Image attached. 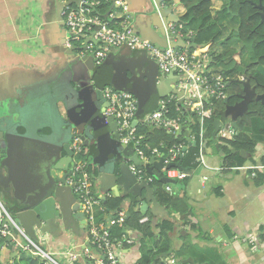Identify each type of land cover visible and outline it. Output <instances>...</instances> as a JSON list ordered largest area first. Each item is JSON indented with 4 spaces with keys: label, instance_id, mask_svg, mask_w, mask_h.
<instances>
[{
    "label": "water",
    "instance_id": "obj_1",
    "mask_svg": "<svg viewBox=\"0 0 264 264\" xmlns=\"http://www.w3.org/2000/svg\"><path fill=\"white\" fill-rule=\"evenodd\" d=\"M128 1L134 17L135 31L142 39L162 48L168 46L190 49L199 47L194 42V38L190 43L184 36L174 40L169 23H179L181 14L175 12L173 5L168 6L165 0L153 2V11L151 10L150 13L152 21L142 27L138 24L136 15L138 11H141L137 9L138 0ZM250 2L259 9L261 22L264 23L263 1L250 0ZM72 3L79 4V1L68 0L59 3L62 15L65 7ZM60 19L64 21L61 15ZM95 30L89 36L84 37L83 44L70 48L65 46L67 54L71 56L70 63L64 72L68 78L70 77L67 83L69 90L66 95H54L56 98L52 103V109L69 129L64 135L51 136V129L45 131L35 126L36 120L32 123L34 131L28 133L29 128L24 127L20 111L17 110V105L22 98L0 96V148L8 151L12 143H22L23 147L31 148L29 149L31 152L36 151L40 156L34 157L35 170L40 174L42 169H37V165L42 160L47 161L45 174L50 179L46 193L35 204L20 201L14 195L15 202L6 195L9 199V213L13 221L7 217L2 219L0 214V228H7L10 231L7 235L0 233L1 254H7L14 246L21 247L20 240L25 239V236L40 242L46 239L48 234L52 238L60 235L73 238L72 234L80 231L85 230L89 233L88 215L75 192V186L78 184L77 178L75 177L72 183L69 181L70 177L73 178L74 149L70 139L65 138H72L73 133H75V141L78 138L81 139L88 148L87 159L92 165L93 182L100 188L99 195L104 200L108 197H106L107 193L113 191L117 197L124 199L123 203L134 199L141 211L151 212L155 219L169 217L168 211L156 198L157 187L148 180H139L137 174L131 170L130 164H135L139 169H146L153 177H159L158 174H162L161 181L168 184L172 179L164 175V168L177 167L184 170L183 155L197 142L191 139L190 130L185 125L177 134L184 133L188 144L183 145L182 155L178 161L166 162L170 154H161L159 159L153 156L144 165V161L135 153L134 148L121 142L116 116L107 114L109 101L104 95V88L110 85L117 90L127 91L134 95L138 101V111L133 125L137 126L139 119L152 111L161 98L169 94H176L179 97L183 95L182 91L174 87L177 82L176 74L175 72L168 75L162 74L157 62L145 51H133L129 47H121L120 50L113 48L106 58L105 62L111 63L112 71L107 75V80L105 78V81L101 83L103 74L95 62L94 55L88 50L90 42L97 43L94 38ZM64 31L66 36L65 25ZM227 71L230 70H220L224 78H226ZM235 82L241 91L227 96L225 100L229 101L233 95H237L238 100L233 104H228L225 118L214 119V138L226 122H230L235 130H239V121H247V116L252 113L249 108L250 104L255 101L264 103V93H257L250 78L245 74L242 77L238 75ZM231 84V81H226V86ZM182 99L181 97L179 103ZM60 103H62L61 106ZM216 146L220 149L219 145ZM220 153L224 155L222 151ZM48 169L51 170L49 175L46 173ZM0 196L4 198L3 193ZM120 210L122 207H119L116 212ZM126 215V218L130 217L129 211ZM168 255L164 253L161 258ZM183 263L196 264V261L193 257H188L183 260Z\"/></svg>",
    "mask_w": 264,
    "mask_h": 264
},
{
    "label": "crops",
    "instance_id": "obj_2",
    "mask_svg": "<svg viewBox=\"0 0 264 264\" xmlns=\"http://www.w3.org/2000/svg\"><path fill=\"white\" fill-rule=\"evenodd\" d=\"M60 2L66 1L0 0V96L4 95L5 97L15 98L21 96L22 100L17 105V110L20 111L22 123L24 122V112H21L25 108H33L35 106L47 107L52 112V103H54L56 98L54 95L59 94L64 82L68 83V80H65L64 72L70 63L71 56L65 50V46L67 47V34L65 36L64 21L62 22L60 19V15L63 16L62 12H60ZM153 2L155 3L156 0H138L139 6H137V9L141 11H138L136 15L138 16V24L142 27L152 21L150 13L151 10L153 11ZM212 2V14L216 17H225V19H222L223 34L220 37V41L223 44L218 46V52L226 54L231 49L242 50L244 48L242 41L234 40L233 43L229 42L231 40L230 35L238 24V19L234 18L236 16L223 11L225 1L212 0ZM173 6L177 14H184L185 8L180 3L175 2ZM118 49L120 50V48ZM251 56H253L251 51H247L242 57V62L249 64L248 59ZM235 59L239 61L237 54L235 55ZM252 62H257L256 58ZM97 66L103 74V79H101V83H103L105 78L107 80V75L112 71L111 63L109 64L104 61ZM216 68L223 70L222 67L217 66ZM238 71L241 77L244 74V68L239 67ZM61 105L62 103H60ZM35 120L36 118L33 117L32 123ZM23 125L28 128L27 125ZM36 126L38 129L48 130L47 126H41L40 124ZM257 138L255 151L242 153V156L245 158L244 164L241 167H234L229 170H225L223 155L217 148V143L214 145L215 155H212V159L220 160L215 164L208 163L204 154L209 142V139H206V145L203 148L201 160L197 167L187 170L189 175L186 178V183L180 184L175 188L179 193H185V199L192 208L193 213L188 219L196 228L193 226V228L190 227L188 230L184 229L185 233L182 234H189V238L191 236V241L195 244H193L194 246L188 245V252L189 254L193 252L194 259L197 257L199 262L207 264V254L215 255L226 261L230 255H239L242 258L240 259L241 264H250L248 259L253 257L252 253L255 252L262 255L255 258V264H264V222L261 220L252 228L250 218L254 219L256 216V205L254 202L250 218L246 217V212H242L241 217L245 219L242 218L241 222L237 221L240 216L236 214V206L241 200L248 198L249 194L244 193L237 185H233L232 181L227 182L229 179L232 180V174L244 173L245 178L254 183L250 195L257 197L264 207V139L261 138L260 132ZM157 158L159 159L160 157L157 156ZM207 169L212 171L210 172ZM252 170H256V176L251 175L250 172ZM196 175L197 182L191 184V179ZM149 176L152 175L149 174ZM212 179L217 180L216 191L210 186ZM167 186L172 190L170 185ZM93 190L99 195L100 188L96 183H94ZM107 196L117 197L113 191H109ZM225 196H227V200L224 199ZM156 198L161 203L157 194ZM214 198L216 202H219L218 205L222 209L220 212L227 219L224 227L220 229L216 226V220L220 217L216 214L217 211L214 208ZM132 201L135 203L134 199ZM227 201L231 202L230 207L220 204L223 202L227 203ZM129 204L125 201L121 206L122 210L118 213L121 211L128 212ZM161 205L167 210L165 205L162 203ZM136 208L139 209L138 204H136ZM101 210H98L97 213ZM183 216L180 224L183 223V219L185 218V215ZM161 219L162 217H159L157 221ZM124 229V234L126 236L130 235L134 239V242L128 244V247H122L120 250L121 260L123 264H137V259L140 257V244L134 238L137 235L129 227ZM179 229L181 231L183 228L179 227ZM177 232L173 236V245L175 247H179V244L182 242ZM88 234V231L86 232L85 230L72 234L73 238L71 236L63 238L62 235L52 238L48 234L46 235V239L42 241L46 247L45 250L54 255H58L61 251L72 246L78 252H82L88 247ZM250 235L252 237L247 238ZM189 238L188 240H190ZM251 238H256V243H251ZM91 253L93 257L100 255L97 252ZM198 260L195 259L196 262Z\"/></svg>",
    "mask_w": 264,
    "mask_h": 264
},
{
    "label": "built area",
    "instance_id": "obj_3",
    "mask_svg": "<svg viewBox=\"0 0 264 264\" xmlns=\"http://www.w3.org/2000/svg\"><path fill=\"white\" fill-rule=\"evenodd\" d=\"M78 1L77 7L68 5L63 11L64 25L67 31V47H73L75 43L83 44L84 37L89 36L95 28L99 27L95 30L94 35L97 43L90 42L88 46V50L94 55L98 65L106 60L113 48L129 47L133 51L147 52L157 62L162 74L168 75L171 72H175L177 82L174 87L183 92L181 103H179L181 97L176 94H169L158 101V108L156 110L148 112L139 119V122L142 121L147 125L165 128L171 133H177L187 123L186 117H170L168 115L170 112L169 105L172 102H178L182 105L184 108L183 112H186L188 117L190 116V112L200 116L201 129L199 137L200 154H202L203 148L206 145V127L204 122L206 118L214 116L215 107L213 100L227 97L225 91L227 79L223 77L220 70L211 65L212 55L209 52L210 46L194 49L174 46L162 48L155 43L142 39L136 33L134 17L128 0H108L112 8L109 11V17L105 19L99 14L92 12V8L98 6L101 0ZM182 27L181 23H169V29L174 40L183 37ZM192 33V31L189 32V34ZM104 95L109 101L107 114L116 116L121 142L133 147L135 153L144 161V165L147 164L151 157L146 155L141 148L143 136L136 134V126L133 125L138 111L137 99L132 93L117 90L110 85L104 88ZM235 134L236 131L230 122H226L217 135L223 138L234 136ZM182 147L183 145H174L170 148L168 153L170 157L166 162H176L182 155ZM74 148L75 154H78L81 150L78 141H75ZM152 154V157H160L161 152L158 148H154ZM90 167L92 168V165L88 160L76 159L72 167L73 178L69 181L72 183L74 178H77L78 184L75 186V192L82 202L84 211L88 215L89 238L91 240L89 244L101 250L100 255L93 257L89 247H86L83 252H78L74 246L61 251L58 255H63L66 261L72 264H81V260L85 257H93V264H123L120 250L125 244H132L134 239L130 235L122 239L113 238L110 229L114 225L124 226L126 212L121 211L117 214V218H109L107 224L97 221V211L102 209V198L93 190L94 183ZM130 168L137 174L139 180L153 182L154 177L149 176L146 169H139L133 163L130 164ZM163 171L166 177L179 181L185 180L189 175L187 170H181L177 167L164 168ZM250 173L252 176H256V170H252ZM167 189L170 190V187H167ZM0 214L2 219L7 217L13 221L1 199ZM149 220L148 216H144L140 221L147 222ZM9 232L7 228H0L2 235H7ZM256 241V238L250 239L251 243H256ZM21 247L33 250L38 259L45 264L49 263L42 259L39 252L44 258L53 260L51 257L52 253L44 251L45 249L43 250L35 245L27 236H25V243ZM34 248L38 249V251ZM158 264H177V260L174 255H168Z\"/></svg>",
    "mask_w": 264,
    "mask_h": 264
},
{
    "label": "trees",
    "instance_id": "obj_4",
    "mask_svg": "<svg viewBox=\"0 0 264 264\" xmlns=\"http://www.w3.org/2000/svg\"><path fill=\"white\" fill-rule=\"evenodd\" d=\"M225 1L223 4V11L226 13H234L236 17H241V27L239 29L233 30L230 35L231 39L240 40L244 43V48L242 50L231 49L226 54L218 52L219 39L223 34V24L222 19L225 17H216L212 14L211 7L213 5L212 0H165L168 6H172L173 3H180L185 8V12L181 15L180 19L183 25L182 32L183 36L187 37L188 41H192L198 44L199 47L210 46L209 52L212 55V66L216 68L217 62L222 58L233 57L237 54L239 57V67L244 68V74L246 77L250 78L252 85L256 88L257 93H264V36L261 35L259 38H255L257 31H253L254 23L258 21V16L255 13V8L250 0H222ZM264 3V0H262ZM229 5V7H228ZM71 6L77 7V4L72 3ZM112 6L110 1L101 0V3L92 8L93 13L99 14L104 19L109 17V11ZM231 11V12H230ZM175 23V24H179ZM192 31V34L189 32ZM259 31V30H258ZM263 32L260 30L259 33ZM258 40V41H257ZM194 49V48H191ZM247 51H251L253 58H256L257 62H252L249 64H244L242 62L243 55ZM228 70V69H227ZM239 71L230 69L226 73L227 81H231L230 86H226L225 91L227 96L235 94L241 91L239 85L235 82L238 78ZM237 87L233 93H228V88L231 86ZM238 100L237 95L230 97L229 101L225 98L214 99L215 112L214 116L205 119L206 127V139L211 142H216L223 152V164L226 168L225 170L233 169L234 167H241L245 158L242 156L244 152H253L256 148V140L247 134L241 132L243 125L249 123V115L247 116V121H241L239 123V130H235L236 134L234 136H227L223 138H218L215 140L213 138V121L215 118H225V111L228 104H233ZM158 108V104L154 107V110ZM170 117L182 116L187 119V127L190 130V136L197 142L196 145H192L183 155V166L184 170H190L198 165V157L200 156V129L201 121L198 114H192L188 117L187 113L183 112L184 108L178 102H172L169 105ZM250 109L252 114L254 113L257 117L264 121V103L261 101H255L250 104ZM150 111V112H152ZM148 113V112H147ZM146 113V114H147ZM145 114V115H146ZM144 115V116H145ZM260 133L264 134V128H260ZM136 134L138 136H143L141 142V148L144 150L145 154L152 157V150L158 148L161 154L168 155L169 149L174 145H187L188 139L184 133L177 134L171 133L165 128H157L140 121L136 126ZM85 154V153H83ZM85 156L88 158L87 152ZM180 159V158H179ZM177 159V161L179 160ZM88 160V159H87ZM89 161V160H88ZM159 177H154L152 184L158 187L157 195L159 200L163 205L167 207L169 211L168 218H162L158 220L154 218L151 212H143L136 208V202H128L130 217L126 218L124 226L114 225L111 226L110 232L113 238H124L126 235L124 231L126 227H129L136 233L134 235L135 239L139 241L140 257L137 259L138 264H152L156 262L158 264L163 258L162 254L167 253L170 256L174 255L177 260V264H185L183 260L186 257L188 250L189 234L183 235L180 232V228L186 227L185 229L193 228L192 222L188 217L193 213L192 208L186 201L185 193L180 194L178 190L168 191L167 185L164 184L162 179V174H158ZM183 184L186 183V179L182 180ZM124 199L122 197L108 196L106 200H102L101 207L102 210L97 213V221L108 223V219L111 217L117 218L118 215L116 210L122 206ZM185 215L183 223L181 217ZM148 216L150 218L147 222H141L140 220ZM196 228V226H194ZM178 229V232H177ZM178 234L179 238L182 240L179 247L173 245V236ZM263 234V233H262ZM90 237V232L88 234ZM89 243H90V238ZM188 240V241H187ZM90 252L100 251L96 246L88 244ZM125 247H128L126 244ZM83 252V251H82ZM189 254V252H188ZM189 257V256H188ZM193 257V256H191ZM194 258V257H193ZM93 259V258H92ZM30 264H41L38 258H30ZM45 264V263H43ZM81 264H93L91 258L85 257L81 260ZM190 264V263H187ZM196 264H204L202 262H196Z\"/></svg>",
    "mask_w": 264,
    "mask_h": 264
},
{
    "label": "rangeland",
    "instance_id": "obj_5",
    "mask_svg": "<svg viewBox=\"0 0 264 264\" xmlns=\"http://www.w3.org/2000/svg\"><path fill=\"white\" fill-rule=\"evenodd\" d=\"M234 39H231L229 42L230 43H233ZM219 45L223 44L222 41H218ZM254 60L253 57H249L248 59V62H252ZM217 65L218 67H222V69H231L233 68L234 70L238 71L239 70V63H238V60L234 59L233 57H227V58H222L221 60H219L217 62ZM69 85L67 84V82H64L60 88V91H59V95H66L67 91L69 90ZM237 87L234 86H231L228 88V93H233L234 90H236ZM24 100V98H23ZM49 108L47 107H40V106H35L33 108H25L23 109V111L21 113L24 112V122L22 124H25L28 126V133H32V131H34V125H31L32 123V118H36V122H35V126L40 124L41 126H47L48 127V130L51 129V132H50V135L53 136V135H64L65 132L69 131V129L64 125V123H62L61 121V118L58 114L55 113L54 109H52V112H50L48 110ZM61 112H62V109H61ZM32 128V129H31ZM260 128H264V121L257 117V115H255L254 113L252 114H249V123L248 124H245L243 125L242 127V130L241 132L244 133V134H247L248 136L254 138L255 140H257V136L260 132ZM46 130V131H48ZM218 138H220V136H217ZM218 138H216L215 140H217ZM261 138L264 139V134H261ZM215 141L214 142H211L209 140L208 142V145H207V148L205 149L204 151V154H205V158L207 159L208 163H212V164H215L217 162H219L218 159H212V155H215V149H214V145H215ZM81 159H87V157L85 156V154H80L78 157H77V160H81ZM201 160V154L200 156L198 157V163L200 162ZM221 163V162H220ZM208 171H212V170H209L207 169ZM231 178L232 180H227V182H230L232 181L231 183L233 185H237L240 190L242 189L244 191V193H247L249 194V197L246 198V199H243L241 200L237 206H236V214L238 216H240L239 220H237L238 222H241L242 218L245 219L244 217H241V214L242 212H246V217L247 218H250V213H251V210H252V204L253 202L255 203V211H256V216L254 219H251L250 218V224L252 225V228L254 227V225L256 223H258L259 221H263L264 222V207H263V204L260 203L259 199L257 197H252L250 194H251V188L254 187V183L251 182L250 180H247V178H245V175L244 173L240 172L239 174H232L231 175ZM216 181L215 179H212L210 181V186H212V188L216 191V188H217V184H216ZM189 182V180H188ZM194 182H197V175L194 176V178L191 179V184H193ZM219 182V180H218ZM172 190L170 191H176L177 189L176 186H179L180 184L183 185V182L182 181H179L177 179H172L170 183H168ZM222 184H223V181H222ZM0 199L4 205V207L9 211V205H8V201L4 198H2L0 196ZM225 200H227V196L224 197ZM214 201H215V210L217 211L216 214L220 217L218 220H216V226L218 229L220 228H223L224 225L226 224L227 222V219H225V216L222 212H220L222 209L221 207L218 205L219 202H216L215 198H214ZM222 206H228L230 207L231 206V202L230 201H227L226 202H223V203H220ZM227 215V213H226ZM183 229L180 231L181 233L184 231V229L186 227H182ZM252 237L251 235L250 236H247V238H250ZM189 242H188V245L189 246H194L192 241H191V236L189 238ZM44 249H46L45 246H43ZM36 251H38V249L34 248ZM43 249V250H44ZM44 251H47V250H44ZM39 255L42 257L43 260L47 261L49 264H72V263H69L68 261H66V258L63 256V255H54V254H51V257L53 260L49 259V258H44L42 256V254L39 252ZM253 257L249 258L248 261L250 264H255V258L256 257H259V256H262L261 254L259 253H255L253 252L252 253ZM188 256H194L193 252L191 254H188V252L186 253V257ZM208 258V263L207 264H241L240 262V258L239 255H230L228 256L227 258V261L226 260H223L221 258H218L217 256L215 255H211V254H207L206 256ZM196 260H198V258L196 257L195 258ZM199 261V260H198Z\"/></svg>",
    "mask_w": 264,
    "mask_h": 264
},
{
    "label": "flooded vegetation",
    "instance_id": "obj_6",
    "mask_svg": "<svg viewBox=\"0 0 264 264\" xmlns=\"http://www.w3.org/2000/svg\"><path fill=\"white\" fill-rule=\"evenodd\" d=\"M253 1L258 2L259 0ZM254 8L255 13H257L256 15L258 16V21L254 23L255 27L253 31H257L255 38H259L261 35L264 36V23L261 22L259 9L255 6ZM232 15L235 14L232 13ZM234 18L238 19V24L234 28L239 29L242 22L241 17L238 16ZM258 30H263V32L259 33ZM64 76L65 80H70V77L68 78V75L66 76L65 73ZM19 98H21V96H19ZM65 139H70L72 148L74 149V160H76L80 154H86L87 152L88 155V148L79 138L77 140H79L78 142L80 143L81 150L78 154H75V133H73L72 138L69 137ZM29 149L31 148L23 147L22 143H12L8 151H6L5 148H0V194L3 193L4 198L7 201L12 199L16 202L14 199L15 195L20 201L35 204L43 197L46 193L45 190L50 184V179L47 178L45 174L47 161L42 160L41 163L38 165L36 164L38 166L37 169H42L40 174L37 173V170H35L34 157H39L40 155L36 151L31 152ZM50 171L48 169L46 173L49 175ZM69 180H71V177ZM62 237L66 238L68 235ZM20 241L22 245L25 243V239H21ZM31 241L41 249H44V242L42 240L40 242ZM32 257L38 258L33 250L25 249L20 246H14L7 254L0 253V264H30V258ZM39 263H41L40 260Z\"/></svg>",
    "mask_w": 264,
    "mask_h": 264
},
{
    "label": "clouds",
    "instance_id": "obj_7",
    "mask_svg": "<svg viewBox=\"0 0 264 264\" xmlns=\"http://www.w3.org/2000/svg\"><path fill=\"white\" fill-rule=\"evenodd\" d=\"M97 65H98V64H97ZM241 77H242V76H241ZM107 86H108V85H107ZM105 87H106V86H105ZM236 131H237V130H236ZM160 156H161V155H160ZM155 157H157V156H155ZM150 159H151V158H150ZM86 160H87V159H86ZM167 187H168V186H167ZM167 190H168V189H167ZM168 191H170V190H168ZM102 200H103V199H102ZM117 214H118V213H117ZM125 245H126V244H125ZM127 245H128V244H127ZM91 261L94 262V259L91 258ZM137 264H138V263H137Z\"/></svg>",
    "mask_w": 264,
    "mask_h": 264
},
{
    "label": "bare ground",
    "instance_id": "obj_8",
    "mask_svg": "<svg viewBox=\"0 0 264 264\" xmlns=\"http://www.w3.org/2000/svg\"><path fill=\"white\" fill-rule=\"evenodd\" d=\"M76 45H79V43H77V44L75 43V46H76ZM191 139L194 140L192 137H191ZM194 141H195V140H194Z\"/></svg>",
    "mask_w": 264,
    "mask_h": 264
}]
</instances>
